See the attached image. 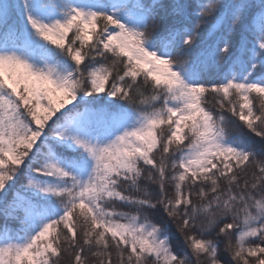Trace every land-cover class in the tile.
Returning a JSON list of instances; mask_svg holds the SVG:
<instances>
[{"label": "snow or ice", "instance_id": "6c2138e0", "mask_svg": "<svg viewBox=\"0 0 264 264\" xmlns=\"http://www.w3.org/2000/svg\"><path fill=\"white\" fill-rule=\"evenodd\" d=\"M0 219V264H264V0H0Z\"/></svg>", "mask_w": 264, "mask_h": 264}, {"label": "trees", "instance_id": "16d2710c", "mask_svg": "<svg viewBox=\"0 0 264 264\" xmlns=\"http://www.w3.org/2000/svg\"><path fill=\"white\" fill-rule=\"evenodd\" d=\"M236 123H239V121H236ZM245 131H246V130H245ZM2 223H3V220L0 219V224H2ZM8 223H9V225H10L12 228H16V227H18V225H17L15 222L9 221ZM173 243H175V241H174Z\"/></svg>", "mask_w": 264, "mask_h": 264}]
</instances>
